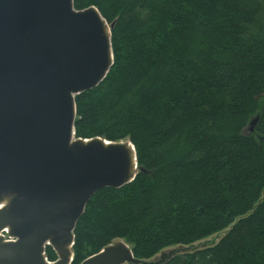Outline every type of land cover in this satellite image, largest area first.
<instances>
[{
  "label": "trees",
  "instance_id": "1",
  "mask_svg": "<svg viewBox=\"0 0 264 264\" xmlns=\"http://www.w3.org/2000/svg\"><path fill=\"white\" fill-rule=\"evenodd\" d=\"M74 5L113 24L114 53L106 78L76 96L75 136L130 140L139 172L92 196L72 264L120 240L151 264H264V0Z\"/></svg>",
  "mask_w": 264,
  "mask_h": 264
},
{
  "label": "water",
  "instance_id": "2",
  "mask_svg": "<svg viewBox=\"0 0 264 264\" xmlns=\"http://www.w3.org/2000/svg\"><path fill=\"white\" fill-rule=\"evenodd\" d=\"M112 27L74 0H0V264H72L92 196L139 172L130 140L75 136L76 96L114 64ZM80 264L151 263L120 240Z\"/></svg>",
  "mask_w": 264,
  "mask_h": 264
},
{
  "label": "rangeland",
  "instance_id": "3",
  "mask_svg": "<svg viewBox=\"0 0 264 264\" xmlns=\"http://www.w3.org/2000/svg\"><path fill=\"white\" fill-rule=\"evenodd\" d=\"M249 130V129H248ZM251 131V130H249ZM248 131V132H249ZM125 140H128V139H125ZM223 232L222 233H218V234H214L212 236H208L207 238L205 239H202L201 241L193 244V245H177V246H171V247H168L167 249H165L166 251L164 252H169L171 250H181V251H185L187 249H193V248H197V247H203V246H210V245H213L215 243H217L221 237L223 236ZM163 252L159 253L158 255L160 256Z\"/></svg>",
  "mask_w": 264,
  "mask_h": 264
},
{
  "label": "flooded vegetation",
  "instance_id": "4",
  "mask_svg": "<svg viewBox=\"0 0 264 264\" xmlns=\"http://www.w3.org/2000/svg\"><path fill=\"white\" fill-rule=\"evenodd\" d=\"M73 252V251H72ZM47 253V252H46ZM47 256V255H46ZM73 257H74V255H73ZM49 259V258H48ZM51 261H53V260H51Z\"/></svg>",
  "mask_w": 264,
  "mask_h": 264
}]
</instances>
